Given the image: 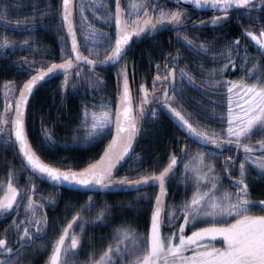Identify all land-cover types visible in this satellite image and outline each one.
I'll list each match as a JSON object with an SVG mask.
<instances>
[{"label": "snow or ice", "instance_id": "snow-or-ice-1", "mask_svg": "<svg viewBox=\"0 0 264 264\" xmlns=\"http://www.w3.org/2000/svg\"><path fill=\"white\" fill-rule=\"evenodd\" d=\"M177 5L181 0H174ZM198 10H218L220 16H213L210 21H200L192 27H202L208 23L218 26L229 17L232 10H245L246 18L254 23L264 20V0H184ZM117 8L115 14L116 38L114 45L111 40L105 42V51H94L89 49V55H83L78 47L76 31L71 19L70 0H63L61 25H66L67 32L71 36V47L68 52L61 49V63H49L41 61L42 66L34 69L38 63L34 60L21 58L20 66L27 65L29 71H35L22 87H14L12 82L5 83V107L0 113V133L7 134L5 143L18 144V154L21 155V166L9 172V179L6 188L0 184V191L4 195L0 197V216L10 214L18 210L23 204L25 218L19 219V215L13 217L12 222L5 228L6 238H0V264H19L21 253L24 248H33L36 240L47 235L48 220L44 214L37 215V209H42L43 204H37L29 192H35L38 185L32 183L33 177L45 180L54 187L78 186L88 190H135L139 192L141 187L158 185L160 193L155 197V206L151 215L150 230L141 235L130 225L120 226L114 229L116 243L109 244L99 254V259H95V253L89 256L85 264H264V199H251L249 181L264 182V63H253L248 68V63L257 60V57L244 55L240 57L242 61L240 67L244 75L238 80H217L216 69L207 70L208 85L206 90L218 92L221 87L227 90V128L221 131L209 132L206 128L194 126L190 120L194 119L191 113H186L182 105L178 104L177 97L183 98L182 92L185 86L195 84L193 76L185 67L179 66V60L183 59V53L177 51L175 55L169 54L164 65V75H160V65H157V75L152 81V90L141 84L139 91L142 93L138 116L145 115V106L154 104L160 109H167L168 113L176 118L185 133L202 146H213L212 150L206 152L197 151L185 162L186 189L191 186L192 194L179 204H165L162 197L166 195V184L175 175V168L180 163L176 155H171L168 164L163 167L158 174H141L136 179L128 177L117 178L115 173L119 170L121 162L131 158L137 163L140 157H132L134 151L133 142L138 135L137 116L133 115L132 95L129 88L127 65L119 71L118 75L123 77L122 91L119 94V103L113 111L104 110L105 103L101 101L99 106L93 108L99 110L89 111L87 107L83 109V119L80 128L85 130V142L91 143L101 138L106 129L110 130V125H115V135L108 146L104 149L99 160L88 163L86 167L74 170L72 165H61L60 167L45 163L40 156L32 149L25 131V108L28 104L33 90L49 77L57 73H62L64 80L61 88L71 87L75 89L77 84H73V76L81 77V72L77 71L81 64L91 66L87 83L91 88H99L103 81L96 67L105 65H115L125 59L129 50L130 42L141 38L144 35H153L164 26L169 28H184L188 25L186 20L190 19L189 14L183 10L166 9L160 4V0H140L133 2L131 7L135 9L137 15L132 19V14H128L126 19L121 18L119 0H116ZM33 15L24 20H17L12 24L14 30L31 32L38 23L42 24L47 18L48 9L45 6L40 8L39 3L32 5ZM151 8V13L149 12ZM258 10L259 15H252ZM40 14L37 15L36 13ZM83 12V8H81ZM143 12V15H139ZM8 7H0V22H3L5 29L11 23L7 16ZM100 34L98 30L92 28L89 38L95 42V37ZM246 35L255 42L260 57H264V26L258 27L255 31H246ZM178 42H181L189 50L198 54L206 55L211 48V43L196 41L186 35L177 33ZM32 36H28L17 42L14 38L0 34V52L15 50L17 46L21 49L37 51L31 41ZM239 41L234 42L231 48H238ZM111 50L108 51L107 49ZM231 48L221 50V55L227 51V61L223 68L219 70L222 77L225 69L230 65L236 67L233 62ZM104 55V59H99ZM95 56L96 59H90ZM213 62L215 58L213 57ZM168 63L172 67H168ZM247 69V71H245ZM203 73V66L200 67ZM177 72L179 75L177 76ZM253 81V82H249ZM180 84V88L176 85ZM161 85V87H157ZM18 91L19 95L15 96ZM172 92V95H169ZM160 93H163L161 95ZM236 98L237 111H233L234 100ZM242 101V103H241ZM211 103V101H210ZM176 104V107L173 105ZM153 118L159 115L157 108H148ZM14 112V115L12 113ZM221 122L225 119L221 117ZM14 133L15 139L12 140ZM260 135L262 138L254 144L246 143ZM43 139L46 142L54 143L52 133L45 130ZM77 139L76 136L73 137ZM235 146L237 150L242 149L244 159L239 161L238 176H233L232 172L237 171L236 160L227 157L222 165L224 177L229 181V187H224V178L216 174L213 160L218 159L225 148ZM182 155H189L188 146L181 149ZM260 153V155H255ZM26 162V163H25ZM30 172L27 183L31 188L18 189L13 185V177L18 172ZM252 171L257 175L253 176ZM187 195V191L185 193ZM27 197L26 204L23 203ZM19 198V199H18ZM137 198H143L137 197ZM93 197L88 198V204L81 206V211L86 208L90 211ZM54 203L55 201H51ZM259 209V213L254 209ZM109 206L105 205L97 214L96 221L103 223L110 215ZM83 216L77 213L67 226L63 228L62 234L52 244V250L48 257L47 264H68L69 256L75 255L78 247L82 246V235L85 228L80 224ZM182 221V222H180ZM165 222L170 226L168 234L162 233ZM198 224L206 226L197 227ZM81 227V234L77 235L72 230ZM186 228L190 234L186 233ZM12 241L10 246L11 237ZM70 240V242H69ZM220 246H217V244ZM47 249L46 244L39 245L35 250Z\"/></svg>", "mask_w": 264, "mask_h": 264}, {"label": "trees", "instance_id": "trees-1", "mask_svg": "<svg viewBox=\"0 0 264 264\" xmlns=\"http://www.w3.org/2000/svg\"><path fill=\"white\" fill-rule=\"evenodd\" d=\"M59 1L0 0V7L9 8L7 19L11 22L7 29L4 28L3 22H0V34L12 37L17 42L22 41L28 36H32L33 40L31 43H33L34 47L38 48L37 51H33L21 49L17 46L15 50L0 52V113L4 111L5 107V83L10 81L14 87H19L22 81L31 73L25 65L20 66L16 63L17 61L21 58H27L28 60L38 62L33 66L34 68L41 67L42 64L39 63L41 61L49 63L60 61L62 48L65 52H68L59 21ZM37 2L42 9L47 6V18L43 20L42 24L38 23L31 32L14 30L12 24H15L17 20L31 17L33 15L32 5ZM160 3L166 9L173 10L174 8L172 4L163 2L162 0H160ZM244 12L245 10L233 12L228 22L221 27L206 31L192 29V31L186 30L184 32V35L190 39L195 40L196 37H199V40L196 41L197 43H211V48L206 55L189 50L181 42H178V39L175 43L172 40L167 41L162 36L139 39L131 45L125 59L121 60L119 65L116 66L117 68L95 72L100 75L103 81L102 86L99 88L94 89L88 86L87 78L89 72L84 67L78 70L81 72V77H76L75 73L72 74V83L77 84L75 89L69 87L64 90L60 87L64 80L63 76L46 82L32 96L26 112V132L34 151L45 162L53 166L72 165L74 166V170L84 168L88 163L95 161L103 151L111 132H107L101 138L91 143L81 144L78 141L72 142L74 134L78 131L76 126L78 127L83 118V109L85 107L94 109L93 106H99L101 101H107L112 110L114 109L115 100L119 93L115 84L116 75L114 73H119L123 67L120 70L118 67L125 66L126 64L127 74L132 78L133 99L138 111L142 95L139 91L140 85L144 84L149 92H151L153 78L157 75L156 66L160 65V75H164L161 71L164 69L168 54L175 55L177 51L183 53L184 56L183 59L179 60V66L185 67L187 65L186 70L195 80V84L192 86L187 85L185 82L182 92L183 98L177 97L178 104L182 105L186 113L192 114L194 119L190 120V122L194 126L204 127L209 132L216 131L219 133L217 126L222 124L220 117L223 115L225 108H227L228 96L225 87H221L218 92L206 90L208 88V85L205 83L208 80L207 70L210 66L218 63L216 59L218 56H216V52L213 50L214 46H224L230 42L239 41V47L235 48L236 51L242 52V55L264 58L260 57L255 42L246 35V31H255L258 27L264 26V20L259 24L254 23L251 19L246 18ZM36 14L39 15L40 13L37 12ZM252 15H259L258 10L254 11ZM213 57L215 58V62H213ZM168 64L172 66L171 63ZM236 65V70L229 71V67L225 70L223 76L226 81L234 79L242 72L239 62ZM201 66L205 70L203 73L200 71ZM178 75L179 73L177 72ZM218 77H220L219 74L216 75L215 79L219 80ZM157 87L159 88L158 85ZM176 87L180 88V84L178 83ZM160 94L163 95V93ZM169 95H172V92H169ZM150 105L151 108H157L159 115L153 118L149 111L144 120L138 143L132 154V157L139 156L140 161L137 163L134 159L129 158L128 162L120 169L117 178L128 177L136 179L141 174L158 173L168 164L171 155H176L181 163L185 156L182 155L181 149L188 146L189 143L195 147H199L181 135L174 125L162 114L161 109L157 105ZM148 106L146 105L145 108ZM176 106V104L173 105V107ZM45 130L52 133L54 143L46 142L43 139ZM259 139H261L260 135H256L251 141L245 142L254 144ZM6 140L7 134L0 135V184H3L5 188L9 179V172L13 169H19L21 166V162L12 144L5 143ZM212 147L210 146V148ZM227 149L233 152L234 159L242 151V149L237 150L235 146L225 148L224 150ZM29 175L28 171L18 172L13 177V185L18 189L31 188V185L27 183ZM32 183L38 185V189L35 192H29V194L34 193L37 204H43L44 206L42 209H37V215L44 214L47 216L48 227L46 229V236H50V233L53 232L62 234L63 228L67 226L73 216L80 213L83 216L80 224L85 228L81 245L85 247L88 236L90 237V242H94L95 245H106V239L101 236L107 235L108 228H105V226L115 223V219L111 223L105 221L104 226H98L100 222L96 221V217L105 205L109 206L110 212H112L111 215H123L122 218L127 216L126 219L131 220V209L129 208L132 205L138 204L136 207L139 206L138 208L142 212L135 218L140 226L143 225V230L149 231L153 202L152 206H150V198L147 196L146 203L143 202V204L141 202L143 198L137 197H139L138 193H149L150 191L148 190H151V188L139 192L121 194H81L53 188L41 183L35 177H33ZM170 184L171 180L166 184L169 189ZM3 195L4 192L0 191V197ZM134 195H137V202L132 200V196ZM90 196L93 197L90 211L87 208L81 211V206L88 204ZM51 201L55 202L52 203ZM26 202L27 197H24L23 203L26 204ZM120 202L129 205L127 209L125 206L117 208V204ZM142 204L144 207L142 206L141 208ZM138 208H135L134 211H137ZM13 212L9 215L8 223H0V238H6L10 235V233H5V228L15 217L12 215ZM20 213L22 216L20 215L19 219L23 220L25 218L23 204ZM17 214L18 210H16L14 215ZM2 217L4 216H0V219ZM72 232L80 235L81 227H75ZM14 240L15 237L12 236L10 242Z\"/></svg>", "mask_w": 264, "mask_h": 264}, {"label": "rangeland", "instance_id": "rangeland-1", "mask_svg": "<svg viewBox=\"0 0 264 264\" xmlns=\"http://www.w3.org/2000/svg\"><path fill=\"white\" fill-rule=\"evenodd\" d=\"M95 1V3H94ZM133 2H140V0H124V4H123V10H124V14L127 18L128 14H132V18H136V11L135 9H133L131 7V4ZM81 8H83V12H81ZM105 7L102 5L101 3V0H93V2H89L88 0H77L76 1V18H75V24H76V30L78 32V36H79V39H80V47L81 49L84 51V53L88 56L89 55V49H93L94 51H100V52H104L105 51V42L108 41L109 39H101L99 40L100 38H96L95 37V42H93V40L91 38H89V33H90V30L92 29L91 27H93L92 23L93 22H96L98 23L99 21H101V17H103V12H105ZM139 15H143V12H139L138 13ZM93 21V22H91ZM233 44V42H230L224 46H214L213 50L214 52H216V59L218 61L217 64H214L212 66H210L208 68L209 69H216L217 70V74H219V70L221 68L224 67V65L226 63H228L227 61V51H225L224 55H221V50L222 49H229L231 48V45ZM108 50V49H107ZM231 54H232V59H233V62L235 64H237V62H239V64L241 65L242 61L240 60V57L244 56L242 55V52H238L236 51L235 48H231ZM104 55H100L99 57H102ZM252 56V55H250ZM90 57H95V56H90ZM257 62H260V63H264V58H259L257 56V60H252L248 63V68H251L252 67V64L253 63H257ZM237 66V65H236ZM122 67H124V65L118 67V69L120 70ZM229 71L231 70H236V67L235 68H232L231 65L229 66ZM241 68V67H240ZM226 70V69H225ZM245 71H247V69H245ZM244 75V72H241L240 74L237 75V77H235L234 79L232 80H238L240 79V77ZM219 80L222 79V80H225V77L224 76H220L218 77ZM226 81V80H225ZM249 82H253V81H249ZM14 86V85H13ZM226 89V87H225ZM16 94V92L14 93ZM233 100H234V104H233V111H237L238 109L236 108V98L233 97ZM105 103V109L104 110H108V109H112L109 105V103L107 101H104ZM242 103V101H241ZM101 104V103H100ZM99 104V105H100ZM93 110H99V108H94V109H89V111H93ZM226 115H227V108H225V110L223 111V115L221 117H224L225 119L223 120L222 124L220 126H217V129H218V132L221 131V128H224L226 130L227 128V121H226ZM220 117V118H221ZM83 119V118H82ZM82 121V120H81ZM81 121L80 123L78 124V127L76 126V128H78V131L74 134V136L77 137L76 140H72V142L74 141H78L80 142L81 144H85V130L84 129H81L79 126L81 124ZM110 129H111V125H110ZM107 132H110V130H107L105 131V134ZM104 134V135H105ZM73 136V137H74ZM261 137V136H260ZM262 138V137H261ZM188 149H189V155H185L181 161V163L178 165L177 167V170L175 171V175L173 176V178L171 179V184H170V197L169 199L166 201L165 204H168V205H171V204H179L181 203L182 201L186 200L188 197L191 196L192 194V187L189 186L187 189L185 187V176L188 175V176H191L192 174L191 173H185V169H184V164L185 162H188L189 159H190V156L195 154L197 151H202V152H208L212 149L210 148H205V147H195L193 146L192 144H188ZM255 155H260V153H255ZM227 157H233V152L230 151V150H224L222 152V154L219 156L218 159H215L212 161V163L215 165V171H216V174L217 175H220L222 178H224V187L225 188H229L230 191H234V189L230 188L229 187V181L226 177H224V172H223V168H222V165L225 161V159ZM234 158V157H233ZM223 159V161H222ZM244 159V156H243V151H240L236 157H235V160H236V166H237V171H233L232 172V175L233 176H238V165H239V161ZM253 176H256L257 175V172L256 171H252L251 173ZM250 183V193H251V196L250 198L251 199H256V200H262L264 199V182H260L259 180H257L256 182H252V181H249ZM150 191L149 193L148 192H144L143 194H140L138 193V196L139 197H143V201H141L142 203H146V198H150V206H152V202L154 200V194H155V188H151V190H148ZM187 191V195L185 194ZM257 194V195H256ZM136 196L137 195H134L132 196V200L134 202H137V199H136ZM148 196V197H147ZM143 203V204H144ZM141 205V208L142 206L144 207V205ZM138 204L136 205H132L130 206L129 209H131V220H128L126 219L127 216H124V218H122L123 215H109L106 220L107 223H111L114 219H115V223H112V224H107L105 226V228H108V232H107V235L105 236H101V237H104L106 239V246L104 247L103 246V249L101 250H98V248H92V245L90 243V237L88 236L87 237V243L84 246H79L78 247V250L76 252L75 255H70L69 256V260H68V264H85L86 261L89 260V256L93 253H95V259L99 258V254L108 247L109 244H112V245H115L116 243V239H115V234H114V229L120 227V226H128L130 225L133 229H135L137 232H139L141 235L143 234H146L147 233V230H143L144 228L143 225L140 226V224L138 223L137 219L135 218L136 216H138L142 210L138 207H136ZM123 207L125 206V208L127 209V207L129 205L123 203V202H120L117 204V208L118 207ZM155 206V204H154ZM154 206L152 208V211L154 209ZM135 208H138L137 211H134ZM121 210V209H119ZM152 211H151V214H150V227H151V215H152ZM254 211H256L257 213H259V209H254ZM122 212V211H121ZM112 213V212H110ZM182 222V221H180ZM104 223H99V227L100 226H104ZM165 224H167L165 222ZM164 224V226L162 227V233L164 234H168L170 229L168 228V226L166 227V225ZM203 226H206V225H203V224H198L197 227H203ZM56 231V230H55ZM186 233L190 234L189 230L186 228ZM60 233L56 232L54 233H50V236H46L44 235L41 239H38L35 241V248H25L24 249V252H27L26 253V257L24 262L20 260V263L19 264H28L29 261L33 260L34 264H43V260H42V253L45 252V253H48L49 250L47 251V249H40L39 251H36L35 249L39 246V245H42V244H46L47 245V248H49V246H51L56 239H58ZM70 242V240H69ZM84 242V241H83ZM220 245V244H218ZM47 251V252H46Z\"/></svg>", "mask_w": 264, "mask_h": 264}, {"label": "water", "instance_id": "water-1", "mask_svg": "<svg viewBox=\"0 0 264 264\" xmlns=\"http://www.w3.org/2000/svg\"><path fill=\"white\" fill-rule=\"evenodd\" d=\"M164 1H166V2H168V3H171V4H173V5H175V6H177V7H180V8H185V9H189V10H193V11H202V12H208V13H212V14H218L217 16H220V15H222V13L220 12V11H218V10H209V9H205V10H198V9H195L194 8V6L193 5H191V4H189V3H186V2H184V0H181V3L179 4V5H177V3H175L174 2V0H164ZM258 1V0H257ZM62 3H63V0H60V5H59V20H60V24H61V19H62V12H63V8H62ZM75 4H76V0H70V9H71V12H72V17H71V19H72V21H73V26H74V10H75ZM120 5V4H119ZM116 8H117V3H116V6H115V9H114V26H115V38H116V33H117V28H116V22H115V14H116ZM120 9H121V18L122 19H124V14H123V11H122V8H121V6H120ZM233 11H237V10H232V11H230V13L231 12H233ZM229 13V14H230ZM229 18V17H228ZM228 18H226L225 19V21L224 22H222L220 25H222V24H224L225 22H227V20H228ZM220 25H218V26H220ZM166 26H164L160 31H158L157 33H155V34H153V35H148V36H154V35H156V34H158V33H160L164 28H165ZM61 28H62V31H63V35H64V38H65V40H66V43H67V46H68V50L70 49V47H71V36L68 34V32H67V27H66V25H61ZM74 30H75V27H74ZM144 34H142V36H143ZM141 36V37H142ZM76 38H77V35H76ZM140 38H138V39H135L134 38V40L133 41H131L130 42V46L132 45V43L134 42H136V41H138ZM115 41V40H114ZM77 43H78V47H79V42H78V39H77ZM114 45V44H113ZM129 46V47H130ZM81 52V51H80ZM82 53V52H81ZM83 54V53H82ZM84 55V54H83ZM91 59V58H90ZM54 63H61V60L60 61H54ZM81 65H83V66H87V67H89V69L91 68V66H89V65H85V64H81ZM116 65V64H115ZM112 66H114V65H105V66H102V67H96L97 69L98 68H106V67H112ZM38 68H40V67H37V68H34V69H38ZM32 73L30 74V75H33V74H35V71L33 70V71H31ZM70 74H71V70H70ZM30 75L24 80V81H27L29 78H30ZM59 76H63V74L62 73H57V74H55L53 77H49V78H47L45 81H43V82H41L34 90H33V94L30 96V98H29V101H28V104H27V106H26V108H25V120H26V112H27V108H28V105H29V102H30V100H31V98H32V96L34 95V93L36 92V90L38 89V88H40L43 84H45L46 82H48V81H50V80H52V79H54V78H57V77H59ZM63 78H64V76H63ZM23 81V82H24ZM128 81H129V79H128ZM23 82L20 84V86L19 87H22L23 86ZM122 84H123V78H122V80H121V86H120V90H119V93H118V96H117V98H116V100H115V104H114V110H115V108L117 107V104L119 103V94H120V92L122 91ZM129 88H130V83H129ZM130 91H131V88H130ZM19 95V92L17 91L16 92V95L15 96H18ZM131 95H132V91H131ZM151 107V105H149L147 108H146V110H145V115L143 116V117H139L138 116V111L137 110H135V106H134V102H133V96H132V108H133V115L134 116H137V126H138V128H139V132H138V135H137V137L135 138V140H134V142H133V147H134V150H135V148H136V145H137V143H138V140H139V134H140V131H141V129H142V126H143V123H144V120H145V118H146V116L148 115V113H149V111H148V108H150ZM163 114L166 116V118L183 134V135H185L187 138H189L190 140H192L193 142H195L194 141V139L193 138H191V137H189L186 133H185V131L183 130V128L180 126V124H179V122L176 120V118L175 117H173L172 115H170L169 113H168V111H167V109H163ZM12 115H14V112L12 113ZM25 131H26V125H25ZM3 133H0V135H2ZM26 134H27V132H26ZM113 135H115V125H114V121H113V124H112V132H111V136H110V139L108 140V142H107V144H106V146H105V148L108 146V144L110 143V141L112 140V136ZM27 138H28V136H27ZM15 139V137H14V133L12 134V140H14ZM29 140V139H28ZM29 143H30V141H29ZM196 144H198V145H201L200 143H198V142H195ZM13 145V147H14V150H15V152H16V155H17V157L19 158V160H20V162L22 163V160H21V155H19L18 154V144H12ZM30 145H31V143H30ZM202 146V145H201ZM31 147H32V145H31ZM205 147V146H204ZM104 148V149H105ZM32 149H33V147H32ZM104 149H103V151L101 152V154L99 155V157L96 159V160H99L100 159V157L103 155V153H104ZM34 150V149H33ZM134 152V151H133ZM132 152V153H133ZM42 161H44L43 159H41ZM95 160V161H96ZM129 159H127L126 161H124V162H121V164L120 165H118V169L120 170L121 168H122V166H124L125 165V163L128 161ZM45 162V161H44ZM94 162V161H93ZM26 163V162H25ZM45 163H47V162H45ZM119 170L115 173V175L117 176V174H118V172H119ZM30 173V172H29ZM159 173V172H158ZM158 173H156V174H158ZM36 178V177H35ZM36 179H38V178H36ZM41 183H43V184H46V185H49V186H52V187H54L52 184H50L49 182H47V181H45V180H42V179H38ZM150 187H155L156 188V193H155V196H154V204H155V197H156V195H158L159 193H160V189H159V186L158 185H154V186H148V187H141L139 190H143V189H147V188H150ZM55 188H59V189H62V190H68V191H72V192H78V193H81V194H121V193H130V192H136L135 190H127V189H125V190H119V189H113V190H109V191H104V190H99V189H95V190H88V189H86V188H81V187H78V186H68V185H64V186H59V187H55ZM166 189H167V186H166ZM33 196V195H32ZM168 197H169V191H168V189H167V193H166V195H164L163 197H162V200L164 201V203H166V200L168 199Z\"/></svg>", "mask_w": 264, "mask_h": 264}, {"label": "flooded vegetation", "instance_id": "flooded-vegetation-1", "mask_svg": "<svg viewBox=\"0 0 264 264\" xmlns=\"http://www.w3.org/2000/svg\"><path fill=\"white\" fill-rule=\"evenodd\" d=\"M89 2H93V0H88ZM94 3H95V1H94ZM101 3H102V5L106 8L105 9V12H103V17H101V21H99L98 23H96V22H93V21H91V22H93L92 23V25H93V27H91V28H94V29H96V30H98V33H100V34H98L97 36H96V38H100L99 40H101V39H109V40H111V42H112V44H114V40H115V26H114V9H115V6H116V0H101ZM119 4H120V6L122 7V9H123V4H124V0H119ZM161 4V3H160ZM162 5V4H161ZM162 6H164V5H162ZM173 10H183V11H186L188 14H189V16H190V19H188V20H186L185 21V23L188 25V28L187 29H184V28H180V29H177V28H174V27H172V28H169L168 26H166L160 33H158V34H156V35H154V36H148V35H143L140 39H148V38H154V37H158V36H162L164 39H166L167 41H170V40H172L173 41V43H175L176 42V40L178 39V36H177V33L179 32L181 35H184V32L187 30V31H192V29H198V30H202V31H206V30H209V29H212V28H218V27H221V26H223V25H225L226 23H224V24H222V25H220V26H213V25H211L210 23H208V24H206V25H204V26H202V27H196V28H193L192 27V25L195 23V24H199V22L200 21H210L211 20V18L213 17V16H216L215 14H212V13H208V12H202V11H197V12H195V11H190V10H185V9H182V8H176V7H174L173 8ZM124 11V10H123ZM151 8L149 9V12L151 13ZM232 14V13H231ZM230 14V15H231ZM76 18V9H75V13H74V19ZM124 19H126V16H125V14H124ZM132 19H134V18H132ZM74 27H75V31H76V35H77V39H78V42H79V45H80V39H79V36H78V32H77V30H76V24H75V22H74ZM80 49H81V47H80ZM68 50V49H67ZM111 49L110 48H108V51H110ZM81 51L84 53V51L81 49ZM85 54V53H84ZM86 55V54H85ZM87 56V55H86ZM168 56H169V54H168ZM167 56V57H168ZM90 58H96V57H90ZM99 58H104V56H102V57H99ZM117 65H119V64H117ZM84 68H86V70L89 72L90 71V69H89V67H87V66H83ZM83 67H80L81 69L83 68ZM168 67L169 68H171L172 66L171 65H169L168 64ZM80 68L79 69H77V71L78 70H80ZM115 69V68H117V67H115V66H113V67H106V68H95V72H98V71H101V70H106V69ZM161 73H164V69L161 71ZM115 75H116V82H115V84H116V87H117V89H118V91L120 90V86H121V80H122V76H119L118 75V72H117V74L116 73H114ZM128 79H129V83H130V88H131V91H132V83H131V81H132V78H131V76H129L128 75ZM159 87H161V85H158ZM132 94H133V92H132ZM162 111V110H161ZM30 195H31V193H30ZM33 198V200L35 201V196H33L32 197ZM19 199V198H18ZM37 203V202H36ZM22 208V205H21V207L18 209V214L17 215H21V213H20V209ZM13 212V211H12ZM11 212V213H12ZM16 212V211H15ZM15 212H13V216H17V215H14L15 214ZM10 213V214H11ZM10 214H7V216L5 217H2L1 219H0V223H8L9 222V215ZM23 214V213H22ZM22 216V215H21ZM166 225V227L168 226L167 224H165ZM168 228L170 229V226H168ZM5 237H6V235H5ZM91 245H92V248H95V246H96V248H97V246L98 245H95L94 244V242H92V243H90ZM219 244V243H218ZM217 244V246H220V245H218ZM10 246H12V242H10ZM37 246V245H36ZM35 246V244H34V246H33V248H35L36 247ZM103 246L105 247L106 245H100V246H98V250H101V249H103ZM25 249V248H24ZM24 249L22 250V253L20 254L21 255V261H23L24 262V260H25V258L24 257H26V253L27 252H24ZM49 250V252L48 253H45V252H43L42 253V260H43V264H47V261H48V257H49V255H50V253H51V250H52V245L51 246H49V248H47V251ZM46 251V252H47ZM97 259H99V258H97ZM20 263V262H19ZM24 264V263H23ZM28 264H34V262H33V260H31V261H29V263Z\"/></svg>", "mask_w": 264, "mask_h": 264}, {"label": "bare ground", "instance_id": "bare-ground-1", "mask_svg": "<svg viewBox=\"0 0 264 264\" xmlns=\"http://www.w3.org/2000/svg\"><path fill=\"white\" fill-rule=\"evenodd\" d=\"M216 16L218 15V14H215Z\"/></svg>", "mask_w": 264, "mask_h": 264}]
</instances>
